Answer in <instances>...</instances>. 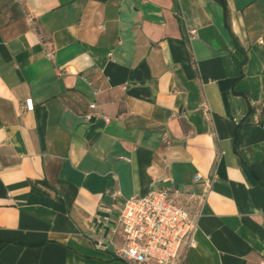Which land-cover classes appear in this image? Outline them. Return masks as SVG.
I'll return each mask as SVG.
<instances>
[{
	"label": "crops",
	"instance_id": "0c3cea01",
	"mask_svg": "<svg viewBox=\"0 0 264 264\" xmlns=\"http://www.w3.org/2000/svg\"><path fill=\"white\" fill-rule=\"evenodd\" d=\"M153 183L208 189L184 264H264V0H0V264H129Z\"/></svg>",
	"mask_w": 264,
	"mask_h": 264
},
{
	"label": "built area",
	"instance_id": "2783aa9c",
	"mask_svg": "<svg viewBox=\"0 0 264 264\" xmlns=\"http://www.w3.org/2000/svg\"><path fill=\"white\" fill-rule=\"evenodd\" d=\"M190 32L194 33L193 30ZM46 44L47 56L52 58L53 43L48 40ZM23 107L33 109L34 103L28 99ZM84 117L86 120L103 118L110 121L95 101ZM201 179L200 173L194 177L195 182ZM207 190L193 191L190 200L184 203L179 200L184 193L182 188L175 186L170 191L153 183L145 195H132L124 200L115 223L111 224L109 219L98 220L102 226L109 227L111 237L106 244L111 243L115 255L129 264H184L182 248L188 249L197 243L195 232Z\"/></svg>",
	"mask_w": 264,
	"mask_h": 264
},
{
	"label": "water",
	"instance_id": "95a60500",
	"mask_svg": "<svg viewBox=\"0 0 264 264\" xmlns=\"http://www.w3.org/2000/svg\"><path fill=\"white\" fill-rule=\"evenodd\" d=\"M109 249L113 250V249H114V246L111 244V245L109 246Z\"/></svg>",
	"mask_w": 264,
	"mask_h": 264
}]
</instances>
